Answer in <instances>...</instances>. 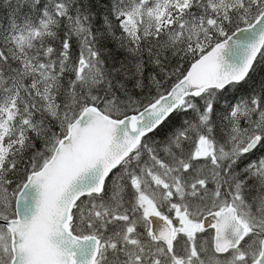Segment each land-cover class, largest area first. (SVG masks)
Here are the masks:
<instances>
[{
	"label": "snow or ice",
	"instance_id": "1",
	"mask_svg": "<svg viewBox=\"0 0 264 264\" xmlns=\"http://www.w3.org/2000/svg\"><path fill=\"white\" fill-rule=\"evenodd\" d=\"M0 0V264H264V0Z\"/></svg>",
	"mask_w": 264,
	"mask_h": 264
},
{
	"label": "trees",
	"instance_id": "2",
	"mask_svg": "<svg viewBox=\"0 0 264 264\" xmlns=\"http://www.w3.org/2000/svg\"><path fill=\"white\" fill-rule=\"evenodd\" d=\"M97 3H98V8L99 9H104L106 7V4L100 2V0H97ZM3 14H4L3 11L0 10V15H3Z\"/></svg>",
	"mask_w": 264,
	"mask_h": 264
}]
</instances>
